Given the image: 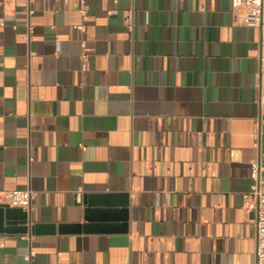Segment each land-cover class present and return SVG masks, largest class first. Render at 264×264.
<instances>
[{
	"label": "crops",
	"instance_id": "1",
	"mask_svg": "<svg viewBox=\"0 0 264 264\" xmlns=\"http://www.w3.org/2000/svg\"><path fill=\"white\" fill-rule=\"evenodd\" d=\"M85 9L0 0V199L34 193L0 264H256L260 30L232 0Z\"/></svg>",
	"mask_w": 264,
	"mask_h": 264
},
{
	"label": "built area",
	"instance_id": "2",
	"mask_svg": "<svg viewBox=\"0 0 264 264\" xmlns=\"http://www.w3.org/2000/svg\"><path fill=\"white\" fill-rule=\"evenodd\" d=\"M16 2L19 0H1ZM31 6L34 0H24ZM69 1V0H65ZM81 8L83 14H86L85 4L87 0H74ZM232 5L240 16V22L243 25L258 28L261 32L259 43V62H260V95L259 104L264 107V0H232ZM31 12V9H30ZM83 29L84 26H78ZM32 33V28L29 30L27 38L29 39ZM264 153H261L258 158L251 162V177L253 179L252 190L246 197V204L257 212V251L256 264H264V180L262 171L264 169ZM34 193L31 189L25 190H10L5 191L1 195L0 204L9 205L15 208H21L28 212L32 209ZM34 251L26 257L29 264L33 263Z\"/></svg>",
	"mask_w": 264,
	"mask_h": 264
},
{
	"label": "water",
	"instance_id": "3",
	"mask_svg": "<svg viewBox=\"0 0 264 264\" xmlns=\"http://www.w3.org/2000/svg\"><path fill=\"white\" fill-rule=\"evenodd\" d=\"M18 223L22 225V228L18 231L26 232L28 230V212L21 208L0 204V228L5 224L9 227V230H14ZM62 231L64 230L61 229Z\"/></svg>",
	"mask_w": 264,
	"mask_h": 264
}]
</instances>
